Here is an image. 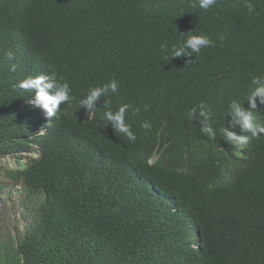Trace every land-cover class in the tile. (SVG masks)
<instances>
[{
	"label": "trees",
	"instance_id": "16d2710c",
	"mask_svg": "<svg viewBox=\"0 0 264 264\" xmlns=\"http://www.w3.org/2000/svg\"><path fill=\"white\" fill-rule=\"evenodd\" d=\"M47 2L56 5L59 0ZM154 2L145 9L146 3L138 0H114L117 19L105 12L101 21L94 0H81L78 8L94 20L98 37L89 50L77 47L68 55H55L49 48L59 42L56 34L67 27L69 16L49 9L48 20L31 21L32 58L49 64L57 79L68 83L74 102L115 79L118 92L111 93L109 104L118 102V109L131 105L126 120L139 119L156 129L163 122L184 134L207 135L198 108L204 102L212 114L208 121L216 133L212 139H218V125L223 128L229 119L228 105L220 97L230 82L226 70L247 72L251 79L264 76V0H249L255 9L252 13L245 0H217L208 10L193 7V0ZM39 5L36 2L34 7ZM32 11V0H0V157L26 151L21 140L39 131L37 122L19 118L25 105L15 88L22 80V69L5 55L31 26ZM208 26L212 48L196 58L195 66L184 64L182 56L165 58L158 49L162 44L170 49L178 35L205 34ZM69 42L80 43L81 35L69 33ZM55 59L67 61L60 65ZM13 64L14 72L10 71ZM193 87H200L199 92ZM193 107L197 112L189 118ZM69 127L60 122L57 138H34L45 141L40 144V160L26 172L6 174L25 183L31 200L42 198L38 212L25 217L28 224L21 238L0 244V264H186L193 251L183 243L190 228L178 215L150 209L151 205L142 204L141 210L133 207V196L123 187L110 192L112 203L99 205L89 202L82 188H75L74 179L95 174L97 167L72 172V150L79 133L83 134ZM218 178L212 192L203 185L194 190L180 181L175 184L181 194L180 212L190 211L189 221L201 230L204 246L196 259L199 264H264L255 259L257 251L264 258V154L256 150L251 160L238 164L234 174L222 168ZM165 238L175 241L166 245V251L160 246Z\"/></svg>",
	"mask_w": 264,
	"mask_h": 264
},
{
	"label": "clouds",
	"instance_id": "9594fccd",
	"mask_svg": "<svg viewBox=\"0 0 264 264\" xmlns=\"http://www.w3.org/2000/svg\"><path fill=\"white\" fill-rule=\"evenodd\" d=\"M80 1L59 0L56 5H49L47 0H32L34 17L30 20L31 26L25 29V34L20 33L16 44L5 53L8 61H18L22 69V80L15 88L18 99L25 105L18 112L19 118L37 122L39 131L33 136L28 134L21 140L20 146L24 144L26 151L0 157V195L3 191L10 193L8 186H2V183H9L20 187L25 199L29 197L25 183L8 179L6 174H21L31 167L32 162L39 161L42 156L40 144L45 141L36 142L34 138H57L60 122H66L70 129L79 128L83 134L79 133L80 137L76 139L72 150V172H82L93 165L97 167L95 174L84 176L81 180L74 179L75 188H82L89 202L99 205L107 200L112 203L110 192H116L123 187L124 192L133 196V207L136 205L141 210L142 204L151 205L150 209L178 215L182 224L190 228L183 243L193 251L186 264H199L196 258H199L204 246L201 230L189 221L192 218L190 211L180 212L181 194L175 184L180 181L194 190L203 185L212 192L217 188L215 178L219 177L222 168L227 174H234L238 164L251 160L256 150L264 154V76H254L251 79L247 72L226 70L230 82L225 85L220 97L228 105L229 119L223 128L218 125L219 135L215 140L212 138L216 133L208 123L212 114L204 102L198 108L204 125L202 131L208 136L190 132L184 134L173 130L169 123L162 122V126L156 129L148 122L142 124L139 119L126 120V112L131 105L125 103L118 109V102L111 99L114 102L109 104L108 101L111 93L118 92L119 86L115 79L101 87L90 89L77 102H74L75 99L71 101L68 83L58 80L49 64L36 63L32 58L35 50L31 29L34 27V20H48L51 17L49 9H53L68 15L69 20L67 27L61 28L56 34L59 42L49 48L50 52L55 55H68L77 47L88 49L98 37V29L90 15L78 8ZM138 1L146 3L145 9L156 4L154 0ZM36 2L40 4L38 7H34ZM216 2L217 0H193L192 6L208 10ZM94 4L100 13L99 20H103L105 12L110 19H117L114 0H94ZM245 7L249 13L255 10L249 0H245ZM191 29L195 32L194 28ZM211 29L208 26L204 29L205 34L196 32L186 38L178 35L170 49L165 44L158 49H161L165 58L169 54L170 58L182 56L184 64L195 66L198 63L196 58L212 48L213 42L207 37ZM71 32L81 35L80 43L69 42ZM178 42L179 45H175ZM66 61L55 59L53 62L62 65ZM220 63L219 61V65ZM15 70L16 65H11L10 71ZM190 89L199 92L200 87ZM161 93L166 94L164 90ZM162 94L158 97L161 98ZM134 111L138 112L139 109ZM196 112L197 107H193L188 112V117L191 118ZM144 129L150 131L144 132ZM217 180L219 183H226V180ZM23 214L26 215L27 212ZM114 219L117 220V217ZM125 229H130L127 223ZM166 245H175V241L162 239L160 246L164 251L167 249ZM255 259L264 263L259 251Z\"/></svg>",
	"mask_w": 264,
	"mask_h": 264
},
{
	"label": "rangeland",
	"instance_id": "374dc122",
	"mask_svg": "<svg viewBox=\"0 0 264 264\" xmlns=\"http://www.w3.org/2000/svg\"><path fill=\"white\" fill-rule=\"evenodd\" d=\"M2 186L5 188L8 186L7 190L10 193L3 191L0 195V244L10 243L13 242V239L21 238L20 236L28 224L24 217L30 218L35 215L42 198L28 201L26 199L31 200V198L25 199L20 187H14L9 183H2ZM25 211L28 216L23 214Z\"/></svg>",
	"mask_w": 264,
	"mask_h": 264
},
{
	"label": "bare ground",
	"instance_id": "6f19581e",
	"mask_svg": "<svg viewBox=\"0 0 264 264\" xmlns=\"http://www.w3.org/2000/svg\"><path fill=\"white\" fill-rule=\"evenodd\" d=\"M112 43V42H111Z\"/></svg>",
	"mask_w": 264,
	"mask_h": 264
}]
</instances>
